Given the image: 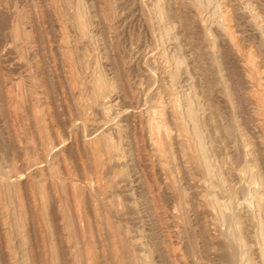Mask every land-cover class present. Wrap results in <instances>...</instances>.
Masks as SVG:
<instances>
[{"label": "rangeland", "instance_id": "374dc122", "mask_svg": "<svg viewBox=\"0 0 264 264\" xmlns=\"http://www.w3.org/2000/svg\"><path fill=\"white\" fill-rule=\"evenodd\" d=\"M0 264H264V0H0Z\"/></svg>", "mask_w": 264, "mask_h": 264}, {"label": "bare ground", "instance_id": "6f19581e", "mask_svg": "<svg viewBox=\"0 0 264 264\" xmlns=\"http://www.w3.org/2000/svg\"><path fill=\"white\" fill-rule=\"evenodd\" d=\"M231 35V34H230ZM230 37V36H229ZM231 39H232V35H231ZM231 39H229V42L231 43V44H234L233 42H232V40ZM233 40H234V38H233ZM228 45V44H227ZM230 46V45H229ZM233 48V47H232ZM233 49H235V48H233ZM233 49H230V50H232L233 51ZM236 55V54H235ZM150 126V131H151V133H153L154 135H157V136H160V135H162L163 133H165L166 134V132H164L165 130H163L162 128H160L158 125H156V124H154V123H152L151 122V124L149 125ZM148 126V127H149ZM151 135V134H150ZM168 135V134H167ZM166 135V136H167ZM164 136V135H163ZM155 138V137H154ZM157 139H158V137H156ZM167 138H168V136H167ZM158 143H160V142H158ZM158 143H156V141H155V145H153V146H155V149H156V151L157 152H159L160 153V151H163V150H161V146L158 144ZM154 144V143H153ZM161 144V143H160ZM233 236V235H232ZM237 236V235H236ZM227 237V236H226ZM234 237V236H233ZM235 238V237H234ZM227 240V239H226ZM232 244H234L233 242H232ZM231 244V245H232ZM235 248V247H234ZM230 249V248H229ZM233 258V257H232Z\"/></svg>", "mask_w": 264, "mask_h": 264}]
</instances>
